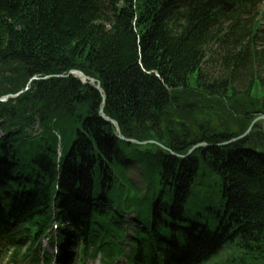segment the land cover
Returning a JSON list of instances; mask_svg holds the SVG:
<instances>
[{
    "label": "trees",
    "instance_id": "16d2710c",
    "mask_svg": "<svg viewBox=\"0 0 264 264\" xmlns=\"http://www.w3.org/2000/svg\"><path fill=\"white\" fill-rule=\"evenodd\" d=\"M19 92L0 102L2 257L54 217L78 264H264L262 124L221 146L264 116V0H0V98Z\"/></svg>",
    "mask_w": 264,
    "mask_h": 264
},
{
    "label": "rangeland",
    "instance_id": "374dc122",
    "mask_svg": "<svg viewBox=\"0 0 264 264\" xmlns=\"http://www.w3.org/2000/svg\"><path fill=\"white\" fill-rule=\"evenodd\" d=\"M208 117V116H207ZM218 119L216 117H211L210 121L215 123ZM257 123H261L263 125V123L261 121L257 122ZM263 127V126H262ZM37 127H33V130H37ZM131 171L128 173L129 179L135 183L137 186L140 185V180H139V171L137 170V168L135 166H131ZM43 249L48 252V248H47V242L43 243ZM48 250V251H47ZM50 252V251H49ZM48 252V253H49ZM227 252H230V250L223 249V251L219 254V256L217 257V262L216 264H225L227 258H228V254ZM231 253V252H230ZM2 264H6V261H4ZM15 264H28V261H24V262H16ZM53 264V262H52ZM86 264H98V261H87Z\"/></svg>",
    "mask_w": 264,
    "mask_h": 264
},
{
    "label": "water",
    "instance_id": "95a60500",
    "mask_svg": "<svg viewBox=\"0 0 264 264\" xmlns=\"http://www.w3.org/2000/svg\"><path fill=\"white\" fill-rule=\"evenodd\" d=\"M69 74H73L75 78H78V79H80L81 81H87V84H94V83H95L94 80H91V79L85 77L83 74H81V73H79V72H77V71H72V72H70ZM95 89H96L99 93H101L99 83H95ZM7 98H8V97H5V98H3V99H0V101L4 102ZM102 99H103V100L105 99L104 95H102ZM99 113H100L101 117H102L104 120H106V119L103 117V115H102V109H100V112H99ZM259 119L264 120V117H260V118L255 119V120L250 124V126H249L248 129L245 131V133H244L242 136H240L239 138H237V139L239 140V139H244V138H246L247 135L249 134V132L252 130L254 124H255ZM106 121H107V120H106ZM263 130H264V126H263ZM237 139H236V140H237ZM224 145H226V144H224ZM203 146H205V145H203Z\"/></svg>",
    "mask_w": 264,
    "mask_h": 264
}]
</instances>
